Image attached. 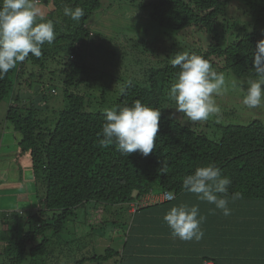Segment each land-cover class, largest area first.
I'll list each match as a JSON object with an SVG mask.
<instances>
[{"label": "trees", "instance_id": "trees-1", "mask_svg": "<svg viewBox=\"0 0 264 264\" xmlns=\"http://www.w3.org/2000/svg\"><path fill=\"white\" fill-rule=\"evenodd\" d=\"M128 1H136L140 6L146 5L150 20L159 29L178 32L196 27L210 36L211 43L207 47L192 50L189 54L202 55L212 63L216 60V63H222L221 70L235 76L258 78L257 67L264 65V56L259 57L257 62L256 51L258 42L264 40V31L255 28L251 31L240 30L229 44L221 48L216 26L218 18L225 13V0ZM36 3L46 6L42 16L44 20L53 22L55 40L52 44L45 43L42 46L40 57L29 54L4 79H0V102L10 97L5 122L17 134V154L29 161V187L34 193L36 206L22 214L21 219L14 217L9 221L14 228L22 220V236L16 239L15 231L14 237L2 238L4 246L0 255L6 263L22 264L26 257L32 258L44 246L46 232H59L75 209L89 203L124 204L132 213L128 234L134 235L133 238L136 236V224L134 228L132 215L136 212L148 210L157 218H163L168 210L180 203L198 205L200 215L206 217L202 228L208 231V235L215 229L220 233L217 244L204 247L201 242L193 247V251L180 249L182 254L172 255L166 260L167 264H244L239 262L240 257L249 252L254 257L259 255L264 259V240L259 239L252 228L249 229L247 218L257 208H264V125L257 120L246 125H218L215 129L219 135L211 139L169 118L164 107L165 89L157 85L155 78L158 76L164 82V78L168 77V83L175 79L179 67L174 68L171 62L152 73L149 83L145 81V84H136L126 77L127 81L121 82L119 89H114L110 80V90H107L106 86L101 85L103 79L94 75L91 68L80 61L85 39L90 36L85 30V24L91 14L99 9L100 1L36 0ZM65 7H81L85 15L78 22L73 21L64 15ZM60 50L66 53V59L62 57V62L56 60L64 76L62 85L66 106L62 110L53 111L55 118L50 126L45 119L37 117L39 109L44 105V95L35 98L38 109L31 103L26 105L21 101L14 88L20 75L28 72L27 62H30L29 66L42 68V59L55 60ZM32 75V71L27 73L29 78ZM21 80V84L27 86L28 82L23 77ZM50 92L54 93V89H50ZM135 100L161 110L156 147L147 157L139 152L122 154L114 144L107 147L99 144L102 136L98 134L102 132L105 123L104 109L130 106ZM161 162L168 165L166 174L159 171ZM210 163L219 167L222 174L231 180L228 188L229 216H224L220 210L210 211L215 209V205L199 201L195 195L191 197L192 200L184 201L183 194L186 191L183 189V178L194 173L197 167ZM38 190L42 192L38 194ZM236 192L242 195L233 201L231 194ZM164 193L171 194L172 199L162 200ZM157 195L160 201L152 202L151 198ZM132 205L134 211H131ZM246 208L247 213L244 211ZM4 221L8 220L5 218ZM262 227L264 231V220ZM230 231L234 235V243L239 246L242 243L235 240L248 234L245 241L253 244L249 248L251 251H244V246L232 247L231 237L222 234ZM127 240L124 241L123 251ZM139 245V248L143 246ZM182 258L185 261H179Z\"/></svg>", "mask_w": 264, "mask_h": 264}, {"label": "rangeland", "instance_id": "rangeland-1", "mask_svg": "<svg viewBox=\"0 0 264 264\" xmlns=\"http://www.w3.org/2000/svg\"><path fill=\"white\" fill-rule=\"evenodd\" d=\"M99 1V9L91 14L85 24V30L90 33V36L85 39L80 61L91 68L94 75L103 79L101 85L106 86L107 90H110V80L112 87L119 89L121 82L127 81L126 77L136 84H145V81L149 83L150 75L170 63L174 54L183 51L191 53L192 50L204 49L211 43L210 36L196 27H188L178 32L159 29L149 18V8L146 5H138L136 1ZM225 1V13L218 18L216 26V34L219 35L218 43L221 48L229 44L240 30L251 31L255 28L264 31V0ZM36 4L43 15L46 6L42 3ZM64 55H66L65 51L60 50L55 60L42 59L41 62H44L42 68L41 66H29L30 62H27L26 66L29 68H27V73L32 71V77L29 78L25 73V75H20L15 83L14 91L20 95L21 101H24L26 105L30 103L35 105V98L38 99L44 95V105L40 109L39 106H35L39 109L38 119H45L47 124L54 122L55 113L53 111L62 110L66 106L62 85L64 76L60 71V66L56 64V60L60 59L62 62L66 59ZM213 61V63L209 61L212 67L217 72L225 74L227 91L214 96L216 104L221 109V114L213 115L206 121H187L182 113L176 112L175 102L168 95L170 86L176 78L168 83V77H165L162 82L157 76L155 82L158 86H162L166 93L164 107L168 113L165 112V114L179 124L196 129L211 139L218 137L219 133L215 129L218 125H246L253 120L264 125V106L249 109L242 103L244 96L242 89L247 88L248 81L258 78L235 76L231 72L221 70L222 63ZM50 71L54 73H48ZM21 77L28 82L27 86L21 84ZM50 89H54V93H51ZM9 103L10 97L0 102V140ZM1 150L11 149L5 148L3 144ZM13 152H9L10 155H8V159L12 157L8 162L11 167L10 178H13L11 173L18 171L31 178L28 159L17 157L18 168H16L13 157L19 155ZM3 159L0 157V165ZM0 176H2L1 173ZM1 180L0 177V196L4 195ZM27 192L24 191V195ZM41 192L38 190L37 193ZM9 199L14 200V204L8 201L5 205L9 207L1 212L0 238L9 239L16 231L14 235L16 239H19L22 236V220L19 226L14 228L9 221H12L14 217L21 219L24 213L18 212L17 209L30 210L32 202L29 199L26 200L24 196H12ZM6 212L8 215L4 214ZM4 217L8 220L7 222L4 221ZM130 218L131 214L127 212L124 204H86L75 209L73 214L68 216L59 232L54 233L52 230L46 232L44 235L47 240L44 246L39 248L32 258L26 257L22 264H146L144 262L152 256L147 251L138 249L139 244L134 245V235L128 234ZM141 227L139 224L135 229L139 231ZM139 234L142 236L143 232L140 231ZM126 240L128 241L127 246L123 251V244ZM2 245L0 244V253ZM2 262L6 263L1 256L0 264Z\"/></svg>", "mask_w": 264, "mask_h": 264}, {"label": "clouds", "instance_id": "clouds-1", "mask_svg": "<svg viewBox=\"0 0 264 264\" xmlns=\"http://www.w3.org/2000/svg\"><path fill=\"white\" fill-rule=\"evenodd\" d=\"M65 16L79 21L84 15L81 7H65ZM55 40L54 24L44 20L36 0H0V79L23 62L29 54L42 55L41 48ZM257 62L264 56V40L257 44ZM172 66L179 67L176 81L171 84L168 95L175 102L176 112L187 121H206L221 114L214 96L227 91L225 74L217 72L202 55L179 52L171 57ZM257 67V64H254ZM257 80L248 81L242 99L249 109L264 106V65L257 67ZM105 123L99 144L102 147L114 144L122 154L139 152L144 157L156 147L161 110L135 100L130 106L106 108ZM161 174H166L168 165L161 162ZM231 180L222 174L214 163L197 167L194 173L183 178V189L196 196L197 200L215 205L224 216L231 215L228 207ZM241 193L231 194L232 200L241 198ZM171 230L173 239L199 242L204 237L201 225L206 217L200 215L199 206L180 203L173 206L163 217Z\"/></svg>", "mask_w": 264, "mask_h": 264}, {"label": "crops", "instance_id": "crops-1", "mask_svg": "<svg viewBox=\"0 0 264 264\" xmlns=\"http://www.w3.org/2000/svg\"><path fill=\"white\" fill-rule=\"evenodd\" d=\"M2 135H1V140H0V157L4 158L3 163L0 165V173L2 174V176H0L2 178L1 180V186H2V192L4 195L0 196V218H1V212L6 211V209L9 207L7 205H5L8 201H11L9 199V197L12 196H24L26 198V200H30L32 202V206L30 207V210H33L36 208L35 206V201H34V197H33V193L32 191H30V187L28 186L29 182H30V178H28L26 175H24L23 173L18 172H14L11 173L13 175V178H10V173L9 170L11 169V167L9 166V161L10 159H12V157H9L8 159V155L9 152H13L14 154H16V146H15V141H16V133L13 132L10 128H8V125L6 124V122H4V124L2 125ZM6 137V141L4 142ZM11 149V150H1L2 147ZM16 157H13V162L16 165V168H18L17 165V155H15ZM8 160V161H7ZM14 169V168H12ZM24 191H28L25 195H24ZM30 192V193H29ZM9 196V197H8ZM159 195H157L155 198H151L152 202H156L158 203V201H160V199L158 198ZM184 197V201H188V199L192 200V196H194V194L192 193H188L185 192L183 194ZM14 204V200L11 201ZM4 203V205L2 206V204ZM187 204H190L189 202H185ZM141 207V206H140ZM27 209V208H26ZM17 211H22L23 213H26L28 210H21L20 208L17 209ZM247 213V208L244 210ZM127 212L129 214L130 213L129 209H127ZM133 216V221L134 224L137 225H141V229L139 231H137L135 229V234L136 236L134 237L135 241L133 240V242L135 244H142L143 246L139 249L143 250V251H147L148 253H150V255L152 256L150 259H147L146 262L144 263H149V264H167L168 262H166V260L169 259V257L173 256H177V255H181L182 252H180V249H183L182 251H193V247L197 246L198 244H200L201 242L204 244V247L207 246H211L213 243H215V245L218 242V238L220 237V233L215 229L213 230V232L208 235L206 230H203L204 232V237L201 239V241L199 242H195V241H190V242H185V241H181L179 239H173L172 235H171V230L170 228L167 226V224L164 222V219L161 218H157L155 216L154 213L149 212L148 210H144L143 212L140 210L139 212H136ZM248 218V227L249 229H253V233L257 234L259 236V239L264 240V231L263 229V220H264V208H257L255 213H252L251 216L249 217L247 215ZM136 225V227H137ZM135 228V225H134ZM254 229H257L256 232ZM141 231V233L143 232V235L141 236L139 234V232ZM138 233V234H137ZM249 233V232H248ZM222 234H227L228 236L231 237V243L230 245H232V247H234L235 245L238 248H243V250H249L251 251L249 248H252L253 244L250 243L249 241H245V238L247 237L248 234H242L243 238L241 236L240 239H236L235 241L242 243L241 246L237 245V243H234V238H233V233L232 231H230L229 233H222ZM262 234V235H260ZM208 237V238H207ZM205 238H207V240H205ZM0 244H3L2 246H4V240H2V238H0ZM262 247L264 248V242ZM246 248V249H245ZM233 251V250H232ZM195 252V251H194ZM248 255H243L241 256L239 262H242L244 264H262L264 263V259L261 258V256L256 255L254 257V255H250L252 254V252L247 253ZM165 260V261H164ZM175 262V259L173 260ZM179 261H185L183 258L179 259ZM206 264H212V262H204ZM203 263V264H204Z\"/></svg>", "mask_w": 264, "mask_h": 264}, {"label": "built area", "instance_id": "built-area-1", "mask_svg": "<svg viewBox=\"0 0 264 264\" xmlns=\"http://www.w3.org/2000/svg\"><path fill=\"white\" fill-rule=\"evenodd\" d=\"M161 198H162V200L169 201V200L172 199V195L169 194V193H164V194L161 196ZM134 208H135V207H133V205H132L131 211H134V210H135ZM6 215H8V213H6ZM204 264H206V263H204Z\"/></svg>", "mask_w": 264, "mask_h": 264}]
</instances>
